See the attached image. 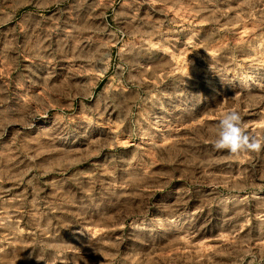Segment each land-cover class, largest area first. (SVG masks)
Instances as JSON below:
<instances>
[{
  "label": "rangeland",
  "instance_id": "rangeland-1",
  "mask_svg": "<svg viewBox=\"0 0 264 264\" xmlns=\"http://www.w3.org/2000/svg\"><path fill=\"white\" fill-rule=\"evenodd\" d=\"M264 0H0V264H264Z\"/></svg>",
  "mask_w": 264,
  "mask_h": 264
},
{
  "label": "clouds",
  "instance_id": "clouds-1",
  "mask_svg": "<svg viewBox=\"0 0 264 264\" xmlns=\"http://www.w3.org/2000/svg\"><path fill=\"white\" fill-rule=\"evenodd\" d=\"M209 132L213 137L212 146L217 151H227L234 156L264 151V135L251 134L237 110L225 112Z\"/></svg>",
  "mask_w": 264,
  "mask_h": 264
}]
</instances>
